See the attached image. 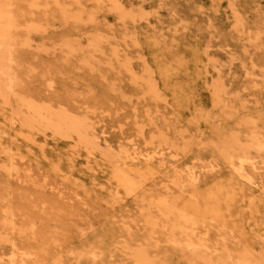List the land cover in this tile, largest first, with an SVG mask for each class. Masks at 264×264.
<instances>
[{"label": "bare ground", "instance_id": "bare-ground-1", "mask_svg": "<svg viewBox=\"0 0 264 264\" xmlns=\"http://www.w3.org/2000/svg\"><path fill=\"white\" fill-rule=\"evenodd\" d=\"M59 1L0 0V108L8 110L13 125L99 146L93 137L94 120L104 113V101L90 95L91 86L86 91L78 85L72 89L68 82L62 96L55 99L53 80L67 77L63 70L72 58L75 68L70 74L76 79L79 69L98 70V54L109 38L84 33L64 40L60 47L66 63L55 66L47 59L46 24L38 15ZM111 1L123 20L147 16L145 0L136 9L127 7L124 0ZM228 7L231 21L227 20L226 28L240 35L242 46L232 53L228 40L219 46L230 70L236 66L243 79L229 83L215 63L205 134L175 125L170 136V130L155 125L149 113L155 130L148 144L154 147L146 152L134 150L173 173L180 172L182 156L194 153L191 185L196 181L216 193L232 191L225 199L233 198L237 208L223 211L217 224L202 226L184 213L165 210L160 197L152 194L134 202L141 210L133 205V211L102 210L93 216L76 191H70L67 200L59 197L54 186L53 192L48 191L49 182L44 179L33 187L11 180V186H0V264H264V0H228ZM61 11L65 19L83 18L80 13ZM250 13L256 18L253 26ZM210 29L213 37L216 31ZM120 48L118 43L116 55ZM124 66L131 81L141 82L150 109L160 113L164 97L152 71L147 68L140 76L130 61ZM175 176L179 177L175 183L185 182L181 175ZM218 178L227 180L226 185ZM121 184L130 197L142 194V188L127 176L121 177ZM242 197L246 198L243 202Z\"/></svg>", "mask_w": 264, "mask_h": 264}, {"label": "rangeland", "instance_id": "rangeland-1", "mask_svg": "<svg viewBox=\"0 0 264 264\" xmlns=\"http://www.w3.org/2000/svg\"><path fill=\"white\" fill-rule=\"evenodd\" d=\"M143 3L144 0H124L131 9ZM111 4V0H60L44 7L38 15L46 24L43 41L47 59L57 67L67 60L60 47L64 40L80 38L84 33L105 34L109 38L103 52L98 54L97 71L79 69L80 78L76 79L70 74L75 68L72 58L63 70L67 77L53 80L55 99L62 96L68 82L72 89L78 85L86 91L91 86L90 95L104 101V113L94 120L93 137L99 146L84 145L76 138L56 137L22 124L13 125L8 110L0 108V186H11L14 180L18 185L28 182L33 187L34 182L44 179L49 182L47 190L53 192L54 186L61 198L68 200L70 191H76V197L85 203V208L93 210V216L102 210L133 211V205L141 210L142 206L134 202H141L143 196L151 198L153 194L160 197L167 211L184 213L202 226L217 224L223 211L237 208L233 198L225 199L233 192L225 189L216 193L196 181L192 186L189 175L194 153L182 156L177 169L180 172L173 173V169L140 156L134 148L146 152L154 147L148 144L155 130L149 113L155 125H161L166 132L170 130V136L175 125L205 134L209 128L207 116L212 109L215 63L218 72L228 76L229 83L243 79L242 71L236 66L230 70V63L223 56L225 52L219 46L228 40L231 53L242 46L240 35L226 28L231 21L228 0L206 3L205 0H145L147 16L136 21L123 20ZM61 8L68 14L80 13L82 20L62 18ZM255 19L250 13V26ZM210 28L216 31L213 37ZM118 43L121 51L116 55ZM129 61L140 76L147 68L152 71L164 97L160 113L151 110L150 101L142 96L141 82L131 81V74L124 66ZM166 157L169 160L170 156ZM200 170L198 174L202 176ZM175 175H181L185 182L175 183L179 178ZM122 176L142 188L139 198L128 196L121 184ZM218 182L226 185L227 180L218 178ZM62 211L65 210L57 213Z\"/></svg>", "mask_w": 264, "mask_h": 264}]
</instances>
